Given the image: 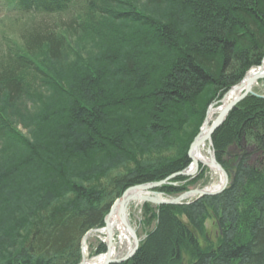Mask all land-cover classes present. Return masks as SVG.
I'll use <instances>...</instances> for the list:
<instances>
[{
  "label": "trees",
  "instance_id": "obj_1",
  "mask_svg": "<svg viewBox=\"0 0 264 264\" xmlns=\"http://www.w3.org/2000/svg\"><path fill=\"white\" fill-rule=\"evenodd\" d=\"M9 1L28 16H70L9 42L0 58V139L13 150L0 166V264H79L85 234L105 226L113 203L186 169L209 104L262 64L264 0ZM72 36L82 40L69 65ZM40 86L56 97L42 114L9 116ZM18 121L33 127L28 136ZM212 142L233 183L189 203H146L151 226L115 264H264V98L237 104ZM233 146L242 153L226 159ZM195 178L157 190L181 194ZM210 218L217 242L205 236ZM106 250L101 242L95 253Z\"/></svg>",
  "mask_w": 264,
  "mask_h": 264
},
{
  "label": "rangeland",
  "instance_id": "obj_2",
  "mask_svg": "<svg viewBox=\"0 0 264 264\" xmlns=\"http://www.w3.org/2000/svg\"><path fill=\"white\" fill-rule=\"evenodd\" d=\"M79 2H83V0H80ZM145 0H140V4L141 5L143 3H145ZM5 10L0 8V15H4L5 14ZM70 16V15H68ZM68 16H63L60 18L58 17H41V16H28V17H23L20 20H15V16H7L6 18H3L2 20H0V58L7 52V44L10 42H17V43H22L24 41V38L26 39V37H24L25 35L27 37L31 36V31H40L43 29H53L55 28L57 25H61L62 23H64L66 20H68ZM44 27V28H43ZM72 41H73V48L70 51V56L73 59L68 60L69 61V65L72 63L77 62L76 58L74 59L73 55H75V53L77 52V48H80V44H81V40L79 37L77 36H72ZM84 37V35L82 36ZM81 37V38H82ZM80 39V42H77ZM97 50H90L87 49L85 50V54H95ZM41 59L44 58V56H40ZM262 65V64H261ZM253 68L256 67H252L249 69V71ZM248 71V72H249ZM239 84V83H238ZM237 84V85H238ZM41 88H37L36 92V96H34L32 99H27V98H23L22 100H20L19 103L13 104L11 105V111L9 116L11 115V117H13V119H15L14 117H18L19 115H22L26 118H29V116H38L39 114H42L45 109L47 108V103L50 102V99L56 98L55 94H54V90H52L51 88H47V87H42ZM234 87V86H233ZM232 87V88H233ZM229 89L226 93H224V95L220 96L218 95V97L213 100L207 110H206V116L204 119V122L202 123V125L199 127V132L201 131V128L203 127V125L205 124L207 117H208V113L210 111L211 108L213 107H218V106H223L224 105V98L226 97V95L232 90ZM48 91V92H47ZM215 91L214 87H207L202 94L200 95V104L203 102ZM252 91L254 92V94H250L249 96H260L264 98V79H260L258 80V84L256 85V87L254 88V90L252 89ZM51 92V93H49ZM59 93V91H57ZM39 94L44 97L42 99V101H39L38 96ZM247 98V97H246ZM245 98V99H246ZM243 99V100H245ZM242 100V101H243ZM240 101V102H242ZM239 102V103H240ZM238 103V104H239ZM237 106V105H236ZM235 108V107H234ZM19 110L21 113H16L19 112L17 111ZM24 110V111H23ZM218 114H216L215 118L217 117ZM215 120V119H214ZM213 120V121H214ZM16 121V120H15ZM224 123V122H223ZM222 123V124H223ZM221 124V125H222ZM187 129L184 133H190L192 131L195 130V125L193 124H188L186 125ZM17 128L19 129V131L28 136V129H33L32 126L30 127H26L24 126V124L20 121L17 122ZM28 128V129H26ZM197 136V134H196ZM9 142L0 139V166H5L9 163L11 157H12V153L7 154V152L4 150L6 147H8ZM11 144V143H10ZM212 147L213 146L209 143L208 147ZM244 149H246L247 151L252 150L250 146H248L247 144H243ZM230 151H231V156H226L225 154V158L226 159H234L236 157L237 153H242V149H239L237 147H229ZM207 152V149H206ZM241 158V157H240ZM229 173V172H228ZM230 176V173H229ZM196 177V178H195ZM195 178L196 180L193 182V185H191V187L189 188V190H193V189H197V188H204V187H210L212 185H215L217 183H219L221 177H220V173L218 171H215L213 169H211L210 167L200 164L199 170L197 172V174L195 176H192L191 179ZM230 181L228 182V185L230 184ZM227 185V186H228ZM187 190V191H189ZM157 193L154 194L152 193L151 195L154 197H160V198H170L173 197L172 195H167L157 189H155ZM186 192V191H185ZM183 193V192H182ZM180 194L174 195V196H178ZM195 199V196L190 197V199ZM146 203L150 204V207H156L157 203L156 202H152L150 200H144L141 202L138 201H131L129 207H128V221L129 223L132 225V227L137 231L138 236L140 238V240H142V238H144L145 233L147 232L148 228L151 226L145 225V212L148 210V208L145 206ZM219 233L220 230L217 226V219L215 218H210L207 223H206V234L205 236L208 237V239L211 242H217L218 237H219ZM106 239V234L105 233H95V235L90 236L87 239V251L90 257L92 258H96L100 255H104V253H95V250L97 249L98 245L103 242V240ZM118 239V235H116L115 240ZM200 241L202 243L205 242L204 238H200ZM131 244H133V241L130 240ZM129 242V244H130ZM141 242V241H140ZM126 246L120 251V253H118L119 257L125 256L130 248L128 243L125 244ZM83 258V256H82Z\"/></svg>",
  "mask_w": 264,
  "mask_h": 264
},
{
  "label": "water",
  "instance_id": "obj_3",
  "mask_svg": "<svg viewBox=\"0 0 264 264\" xmlns=\"http://www.w3.org/2000/svg\"><path fill=\"white\" fill-rule=\"evenodd\" d=\"M249 72L244 76V78L242 79V81L238 84L235 85L233 89L239 87V86H243L245 84L244 89L241 91V93L236 96L235 98H233L230 102L224 104L220 110V112L218 113L217 117L215 118V120L212 122L210 129L206 135V139L209 140V143L212 145V136L214 134V132L221 126V124L226 120L228 114L232 111V109H234V107H236V105L242 101L243 99H245L246 97H248L250 94H254V92L252 91V85L260 80V79H264V71H260L255 73L252 76H248ZM231 90V91H232ZM207 121V120H206ZM206 123V122H205ZM205 125V124H204ZM203 125V126H204ZM203 128V127H202ZM201 128V131H202ZM201 131L198 133V135L195 137L194 141L192 142L191 146H190V150H189V156L191 157V164L184 170L176 172L170 176H168L165 179L159 180V181H153V182H148V183H143V184H137L134 186L129 187L128 189H126L124 191V193L122 194V196L120 198H118L114 204L112 205L109 215L106 216L105 219V226L103 228H95L92 230H89L84 238H83V258H84V251H85V247H86V243H87V239L92 236L95 235V233H106V245H107V251L104 254L106 256L105 260L103 261L102 264H115V263H121L124 262L128 259H130L138 250L139 245H140V238L138 236L137 231L132 227V225L129 223L128 221V217H127V211H128V207L132 201V198H130L129 196H127L128 191L132 190V189H140L143 191H147L150 194L152 193H157L155 191V189L169 184L170 180H172L173 178L177 177V176H195L199 170L200 164L201 162L198 161L197 159H195L192 156V152L193 150L200 145L203 141V139L200 137ZM231 155V151L230 148L227 149L226 151V156H230ZM213 157H214V161L218 167V169L223 173L224 177H225V184L221 187V188H213V187H204V188H197V189H193V190H189L186 192L181 193L178 196H173L170 198H160V197H154L153 199H150V201L152 202H156L158 205L160 204H183V203H189L192 200L198 199L202 196H206V195H215L218 193H221L222 191H224V189H226L228 182L230 181V176L228 171L222 166V164H220L215 156V150H213ZM241 159V158H240ZM240 159L237 161V165L239 164ZM233 177L235 176V171H232ZM234 179L231 181L233 183ZM195 196V199L190 197ZM118 210V213L123 221V225L124 228L126 229V232L128 233L129 236V240L133 241V244H131V248L129 250V252L122 257H114L112 256V247H113V241H114V234L112 231V228L109 226V219L111 217V215H113V213ZM83 258L82 261L79 264H82L83 262Z\"/></svg>",
  "mask_w": 264,
  "mask_h": 264
},
{
  "label": "bare ground",
  "instance_id": "obj_4",
  "mask_svg": "<svg viewBox=\"0 0 264 264\" xmlns=\"http://www.w3.org/2000/svg\"><path fill=\"white\" fill-rule=\"evenodd\" d=\"M260 71H264V61H263V64L261 66L254 68L251 71H249L248 76H252L255 73L260 72ZM257 84H258V81H256L252 85L253 90ZM244 87H245V84L243 86L241 85V86L233 89L232 91H230L226 95V97L224 98V104L230 102L233 98L238 96L241 93V91L244 89ZM221 108H222V106H218V107H213L210 109V111L208 113L207 121H206L205 125L203 126L201 134H200V137L202 139L204 138L202 140L203 142L200 145H198L192 152V156L195 159H197L198 161H200L201 164L206 165V166L210 167L211 169L218 171L220 173L221 179H220L219 183L211 186L213 188H221L226 182L223 173L218 169V167L214 161L212 147L211 146L208 147L209 140L206 139V135L210 129L211 123L215 119L216 114H218L220 112ZM206 149H207V152H206ZM253 159H251V160H253ZM239 163H240V161H239ZM127 196L132 198V201H138V202H141L144 200H150V199L154 198L149 192L143 191L140 189H132V190L128 191ZM107 215H109V212ZM127 217H128V214H127ZM109 226L112 228V231L114 234V241H113L114 243H113V247L111 249L112 256H113V258L115 256L119 257L118 253H120V251L126 246L125 245L126 243H128L129 248H131V242L129 240L128 233L126 232V229L124 228L123 221H122V219L118 213V210H116L113 213V215H111V217L109 219ZM116 235H118L117 240H115ZM129 242H130V244H129ZM87 250L88 249L86 246L85 251H84V258H83L82 264H102L103 263V261L106 258L105 255H100L96 258H92L89 256Z\"/></svg>",
  "mask_w": 264,
  "mask_h": 264
}]
</instances>
